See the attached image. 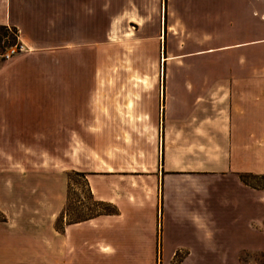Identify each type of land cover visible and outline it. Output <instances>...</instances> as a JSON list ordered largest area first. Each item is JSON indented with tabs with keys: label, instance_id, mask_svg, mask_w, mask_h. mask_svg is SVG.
I'll list each match as a JSON object with an SVG mask.
<instances>
[{
	"label": "crops",
	"instance_id": "crops-1",
	"mask_svg": "<svg viewBox=\"0 0 264 264\" xmlns=\"http://www.w3.org/2000/svg\"><path fill=\"white\" fill-rule=\"evenodd\" d=\"M176 5L0 0V24L15 28L26 52L62 57L74 41H98V78L86 89L70 90L69 80L58 79L68 65H51L48 133L66 152L57 165L62 188L49 229L20 216L13 231L29 242L19 263L250 264L252 254L264 255V181L250 180L264 177V0H195L194 30ZM173 23L187 40L178 55L214 57L198 79H174L171 68L189 62L175 64L162 52L159 63L132 66L129 79L106 78L105 41L165 38ZM29 69L14 66L9 75L17 79H0V115L36 111L24 105L44 96L18 79ZM142 71L148 78H138ZM68 170L84 172L92 197L116 211L54 224ZM35 207L27 217L38 215ZM8 245L0 241V264L15 258Z\"/></svg>",
	"mask_w": 264,
	"mask_h": 264
},
{
	"label": "rangeland",
	"instance_id": "rangeland-1",
	"mask_svg": "<svg viewBox=\"0 0 264 264\" xmlns=\"http://www.w3.org/2000/svg\"><path fill=\"white\" fill-rule=\"evenodd\" d=\"M176 4L181 16L194 30L195 0H176ZM166 26L168 25L165 24V31ZM169 26V32H165V38L161 37L163 35L160 33V38L156 40L120 39L105 41L103 63L105 64L106 78L129 79L131 78L130 69L132 66H144L146 69L152 64L159 63L162 52V56H171L170 62L175 64L189 62L186 67L171 68L174 79H198L199 74H202L206 67H211L214 57L211 54L178 55L185 52L183 49L187 40L178 39L177 37V31L181 25L173 23ZM202 27L204 32L211 30L210 23L204 24ZM11 36L12 33L9 28L5 31L0 29V66L3 67L0 74H5L0 79H17L15 73L9 75V70L14 66L27 65L32 67L33 70L20 72L18 79L22 81L29 80V83L33 84L27 86V88L39 90L38 93L44 96L41 102L36 103V105H24L25 107H37L36 111L34 109L25 111V113H20L19 116L0 115V219L4 217L3 221H7L4 225H0V241L7 240L10 243L6 250L15 255L10 264H23L19 263L16 256L19 250L21 252H25V249L28 250L26 245L29 240L25 238L27 236H23L22 233L19 234L13 229L18 228L20 216H22V219L26 218L27 220L28 218L30 221L35 218L36 224H42L43 227L49 229L53 212V210L51 212L50 206L56 203L62 188L61 173L57 165L65 161L66 152L63 148L65 146L62 145L63 149L61 150H55L53 141L56 137H52L48 133L50 103L46 96L49 95L51 86V83H49L51 80V65H68L64 69H59L58 79L69 80L68 88L70 90L71 88L78 90L80 88L79 83H84L86 89L90 81L98 78V61L97 56L94 54L98 47V41H83L82 44H79V41H74L70 51L62 53V57H56L58 54H51L49 49L38 53L26 52L20 48V45L16 51L8 57H4L2 53L9 49V46L18 44V40H16L17 43L7 45L12 39ZM209 43L210 41H208ZM189 50L190 52L193 51L192 48ZM148 74L149 72L142 71L137 76L138 78H148ZM7 75L9 76L7 77ZM40 120L45 121L43 123L44 128L41 127L42 121L40 124ZM37 133L40 134L37 135ZM63 143H65L64 140ZM250 180L253 184L263 183L264 177L260 178L251 174ZM33 206H36L38 215L27 217V210L30 207L33 208ZM103 206H96L95 199L90 195L83 178L71 174L65 203L59 209L54 224L60 226L68 220L77 219L94 212L95 209L103 208ZM104 207L110 208L106 205ZM42 232H44V236L48 237L46 230H42ZM43 250H45L44 247ZM208 255L210 256V254ZM252 255L254 256H251V260H255V262L250 264H264L263 254L260 256H257V254ZM37 264H40V262L38 261Z\"/></svg>",
	"mask_w": 264,
	"mask_h": 264
},
{
	"label": "trees",
	"instance_id": "trees-1",
	"mask_svg": "<svg viewBox=\"0 0 264 264\" xmlns=\"http://www.w3.org/2000/svg\"><path fill=\"white\" fill-rule=\"evenodd\" d=\"M9 28L11 30V33H12V36H11V41L10 43H8L7 45L11 44V43H15L17 38H16V30L14 27H11V26H6V25H3V24H0V29H3V31H5V29ZM3 35V34H2ZM17 43V42H16ZM1 53V52H0ZM71 174L73 175H78V176H81L85 182V184L87 185L88 187V184H87V179H86V174L82 171H77V170H70V171H67L66 175H67V179H68V182H67V186L69 184V181L71 179ZM90 192V191H89ZM91 195V193H90ZM92 196V195H91ZM95 204L96 206L97 205H106L110 208H105L103 206V208H99V209H95L94 212H91L87 215H84L82 217H79L77 219H74V220H68L66 221L67 223H71V222H76V221H80V220H83V219H87V218H90V217H93L97 214H100V213H110V212H115L116 211V207L111 205V204H108V203H105V202H101V201H98V200H95ZM4 220V217L0 219V221H3Z\"/></svg>",
	"mask_w": 264,
	"mask_h": 264
},
{
	"label": "built area",
	"instance_id": "built-area-1",
	"mask_svg": "<svg viewBox=\"0 0 264 264\" xmlns=\"http://www.w3.org/2000/svg\"><path fill=\"white\" fill-rule=\"evenodd\" d=\"M18 46H19V44H14L12 46H9V49H7L4 53H2V56L8 57V55H10L14 51H16L17 48H19Z\"/></svg>",
	"mask_w": 264,
	"mask_h": 264
}]
</instances>
